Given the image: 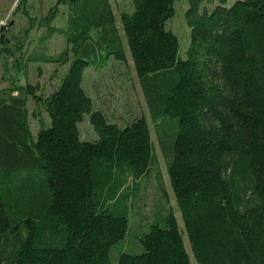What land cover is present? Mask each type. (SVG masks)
Wrapping results in <instances>:
<instances>
[{
	"label": "trees",
	"instance_id": "1",
	"mask_svg": "<svg viewBox=\"0 0 264 264\" xmlns=\"http://www.w3.org/2000/svg\"><path fill=\"white\" fill-rule=\"evenodd\" d=\"M28 1L18 10L28 13ZM178 1L131 0L117 24L110 0H57L41 19L66 48L38 60L68 69L46 96L17 78L0 90V264H193L173 213L139 236L141 253L112 254L129 231L134 191L155 170L159 177L156 144L145 115L120 125L92 111L83 76L129 60L196 264H264V0H188L184 52L168 27ZM60 5L63 28L51 25ZM33 20L11 39L15 51L26 47ZM13 53L0 45V56ZM86 114L93 141L81 139ZM23 173L40 181L17 198L5 183Z\"/></svg>",
	"mask_w": 264,
	"mask_h": 264
},
{
	"label": "rangeland",
	"instance_id": "2",
	"mask_svg": "<svg viewBox=\"0 0 264 264\" xmlns=\"http://www.w3.org/2000/svg\"><path fill=\"white\" fill-rule=\"evenodd\" d=\"M57 0H31L26 4L28 13H25L24 6H18L21 0H0V45L11 46L14 53L8 56H0V90L11 85V81L17 78L21 85L39 84L41 91L46 96L52 92L62 76L68 69V65L59 66L57 64L38 60L42 54L51 56L59 55L66 48L65 37L60 33H50V26L41 20L48 15L50 9L56 5ZM112 8L116 14L117 24H120V14L122 10L133 11L131 0H110ZM234 0H230L233 2ZM189 6L188 0H180L175 3L174 17L168 22V27L172 29L179 37L183 52L186 50L190 41L189 28L185 19V12ZM61 13L51 24L55 27L63 28L67 22V8L60 5ZM31 16V17H30ZM35 21V29L31 32L30 40L22 52L15 51L16 47L11 39L20 38L29 28L31 19ZM12 25H10V23ZM5 28V29H2ZM121 36L125 43L127 52V38L123 31ZM9 40V41H8ZM35 55V61L29 62L28 57ZM18 60L22 61L23 71L19 72L17 67ZM113 64L108 66L105 72L96 71L95 68L88 67L83 76V87L92 98V111L103 110L110 122L124 125L132 122L134 118L145 115L151 125L152 139L156 144V153L158 157V173L156 170L151 173L147 179L141 181V187L135 190L137 193L135 201L131 207L130 228L125 239L112 249L113 257L116 258L119 253L126 252L130 254H139L143 251V245L139 236L146 232L151 223L162 222L166 215L173 213L177 223L183 232L186 248L191 255L193 264L196 260L192 255L190 242L185 230V225L181 210L176 200L171 186L167 162L158 145L154 126L151 122L147 104L144 100L142 89L139 85L136 71L132 61L129 60L128 67H117L113 72ZM126 78H124V75ZM40 93V92H39ZM29 107L31 116L29 118L31 131L36 138L39 124L37 119L32 116L36 110L34 99L29 96ZM43 120L50 125V118L46 110L41 112ZM81 139L93 141L98 138V134L90 121V114H86L84 120L79 123ZM21 181L8 179L5 183L14 191L16 197H23L32 188H36L39 183V175H26L23 173Z\"/></svg>",
	"mask_w": 264,
	"mask_h": 264
},
{
	"label": "water",
	"instance_id": "3",
	"mask_svg": "<svg viewBox=\"0 0 264 264\" xmlns=\"http://www.w3.org/2000/svg\"><path fill=\"white\" fill-rule=\"evenodd\" d=\"M13 22L10 23V25H12ZM2 29H5V28H2Z\"/></svg>",
	"mask_w": 264,
	"mask_h": 264
}]
</instances>
